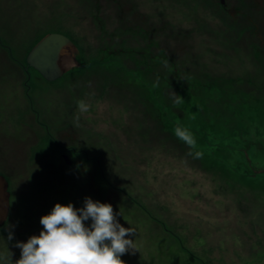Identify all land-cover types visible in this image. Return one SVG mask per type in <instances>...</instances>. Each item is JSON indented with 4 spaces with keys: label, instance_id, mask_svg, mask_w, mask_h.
I'll return each instance as SVG.
<instances>
[{
    "label": "rangeland",
    "instance_id": "obj_1",
    "mask_svg": "<svg viewBox=\"0 0 264 264\" xmlns=\"http://www.w3.org/2000/svg\"><path fill=\"white\" fill-rule=\"evenodd\" d=\"M221 1L0 0V264L85 197L136 230L125 264H264V0ZM52 33L78 66L47 82Z\"/></svg>",
    "mask_w": 264,
    "mask_h": 264
},
{
    "label": "clouds",
    "instance_id": "obj_2",
    "mask_svg": "<svg viewBox=\"0 0 264 264\" xmlns=\"http://www.w3.org/2000/svg\"><path fill=\"white\" fill-rule=\"evenodd\" d=\"M89 109L86 101H77L79 113ZM117 215L110 203L90 197H85L79 209L72 203H56L40 218L43 230L39 235L16 244L21 250L16 264H125L121 256L139 251L136 239L126 238L135 236L136 230L123 227ZM89 220L91 224L86 225ZM12 238L10 233L8 239Z\"/></svg>",
    "mask_w": 264,
    "mask_h": 264
},
{
    "label": "water",
    "instance_id": "obj_3",
    "mask_svg": "<svg viewBox=\"0 0 264 264\" xmlns=\"http://www.w3.org/2000/svg\"><path fill=\"white\" fill-rule=\"evenodd\" d=\"M222 0L221 2H223ZM27 65L45 81L60 79L71 67L78 66L72 41L61 34H48L30 51ZM9 214V192L5 177L0 175V228Z\"/></svg>",
    "mask_w": 264,
    "mask_h": 264
},
{
    "label": "flooded vegetation",
    "instance_id": "obj_4",
    "mask_svg": "<svg viewBox=\"0 0 264 264\" xmlns=\"http://www.w3.org/2000/svg\"><path fill=\"white\" fill-rule=\"evenodd\" d=\"M64 36V35H63ZM66 37V36H65ZM68 38V37H67ZM27 57H28V55H27ZM26 64H27V58H26ZM28 66V65H27ZM29 67V66H28Z\"/></svg>",
    "mask_w": 264,
    "mask_h": 264
}]
</instances>
